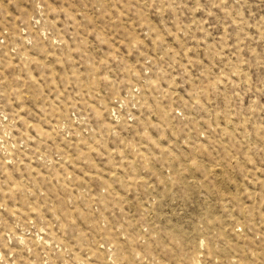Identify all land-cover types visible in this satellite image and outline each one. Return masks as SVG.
<instances>
[{"label": "rangeland", "instance_id": "1", "mask_svg": "<svg viewBox=\"0 0 264 264\" xmlns=\"http://www.w3.org/2000/svg\"><path fill=\"white\" fill-rule=\"evenodd\" d=\"M0 264H264V0H0Z\"/></svg>", "mask_w": 264, "mask_h": 264}]
</instances>
